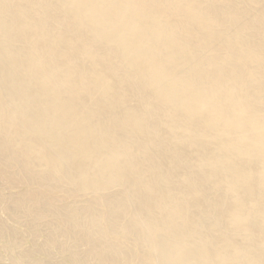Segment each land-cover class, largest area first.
<instances>
[{
  "label": "bare ground",
  "instance_id": "6f19581e",
  "mask_svg": "<svg viewBox=\"0 0 264 264\" xmlns=\"http://www.w3.org/2000/svg\"><path fill=\"white\" fill-rule=\"evenodd\" d=\"M0 264H264V0H0Z\"/></svg>",
  "mask_w": 264,
  "mask_h": 264
}]
</instances>
